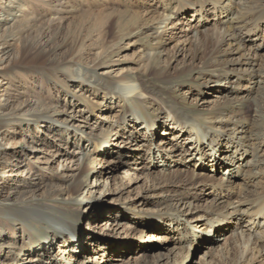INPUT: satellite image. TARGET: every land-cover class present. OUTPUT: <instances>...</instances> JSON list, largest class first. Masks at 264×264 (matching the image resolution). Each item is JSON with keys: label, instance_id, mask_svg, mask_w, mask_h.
<instances>
[{"label": "bare ground", "instance_id": "6f19581e", "mask_svg": "<svg viewBox=\"0 0 264 264\" xmlns=\"http://www.w3.org/2000/svg\"><path fill=\"white\" fill-rule=\"evenodd\" d=\"M247 3L233 7L229 0H171L167 4V14L156 19V26L146 33V43L153 51L149 60L156 61L150 68L151 76L155 82L170 85L168 90L148 85L145 76L136 72L119 78L101 72L108 56H97L91 65L79 62L80 55L68 56L50 66L51 71L65 79L82 81L116 98L119 105L116 102L109 105L111 115L105 128L90 126L82 113L80 122L87 130L70 125L78 117L73 113L65 119H54L47 114L53 106L44 98L42 87L35 92L34 82L13 85L16 93L8 94L0 105V157L8 154L4 145L14 143V128L30 130L34 124H46L43 136L31 135L30 140L22 137L26 149L16 151L14 161L5 163V175L0 179V234L10 230V225L15 227L16 222L23 223V232L43 231V238L34 243L36 246L22 244L15 249V255L24 252L23 256L28 254L30 259L41 262L47 259V264H68L69 258L71 264H101L102 258L114 257L110 253L120 251V255L127 251L129 255H139L142 264H150V253L164 240L155 242V238L145 234L154 222H160L155 232L171 233L175 250L188 251L186 256L180 255L179 264L187 263L194 246L208 248L205 260L210 263L216 242L231 229L230 249L236 246L235 242L245 247L240 264L252 261L264 264V65L259 62L260 58L264 61V7ZM61 7L65 5L61 3ZM9 13L12 19L7 17L0 25L15 21L11 27L17 25L22 54L18 62L13 60L0 74L12 78L13 83L16 78L26 80L30 74L41 73L24 61L28 57L38 59L43 50L50 55V49H43L49 43L42 42L49 28L36 18L24 22L16 12ZM146 21L144 25L149 24ZM87 22L83 20L77 25ZM90 25L100 27L102 36L109 34L101 18ZM33 27L37 28L34 37L39 39L37 43H31ZM211 28L215 29L208 30ZM3 32L8 35L0 42L1 53L9 55L11 31L6 28ZM186 75H192L193 85H185L184 92V85L177 80ZM175 89L182 90L185 102L179 100ZM212 92L219 97L214 98ZM142 95L155 101L150 109L135 111ZM208 96L213 100H208ZM61 124L69 127L67 131ZM169 124L176 129L173 139L166 131L162 134ZM139 127L143 134L136 130ZM110 131L121 135L115 141L128 137L120 144H109L101 135ZM157 133L162 136L161 144L154 147ZM122 144L121 150H117ZM86 146L92 150L88 152ZM18 153H42L46 163L51 164L71 153L72 176L66 177L67 180L61 177L44 180L38 170L26 168L22 160L15 166ZM100 155L107 158L99 161ZM96 161L103 171L95 173L90 185L92 164ZM122 167L136 173L134 181L144 176L151 183L149 190L142 191L146 192L141 199L144 204L155 205V210L145 211L123 202L129 186L118 174ZM12 171L15 183L9 180ZM63 174L67 172L60 176L64 177ZM44 187L43 196L37 197L36 192ZM16 188L20 189L18 194L31 193V196L17 200L12 194ZM209 197L211 205L201 208L197 201ZM81 209H94L89 220L94 219L95 228L90 222L86 228L78 223L85 217ZM126 217H132L137 225L123 223ZM243 224L250 226L247 235L238 231L245 227ZM167 226L169 229L165 230ZM67 230L74 232H70V237L80 238L78 243L69 239ZM50 231L53 233L49 236ZM94 240L103 241V255L100 260L90 262ZM3 242L11 248L17 246L10 239L4 238ZM53 242L62 244L57 252L56 246L51 252ZM175 250L156 255L155 264L164 261L172 264L177 260ZM54 254H58L59 261ZM6 262L20 264L16 256Z\"/></svg>", "mask_w": 264, "mask_h": 264}, {"label": "rangeland", "instance_id": "374dc122", "mask_svg": "<svg viewBox=\"0 0 264 264\" xmlns=\"http://www.w3.org/2000/svg\"><path fill=\"white\" fill-rule=\"evenodd\" d=\"M170 1L171 0H0V23L7 17H9V19H12L13 16H10L9 12H16V14H18L19 16L18 19L20 21L23 20L25 22L31 20V18H36L39 21L44 22L43 27H47L46 29L49 28V33L46 38H43L42 42H48L49 45L43 49H50L49 56H47L46 52L44 53L43 50L40 53L41 55L38 56V59L33 60L28 57L24 61L25 64H29L30 66L34 65L37 70L41 71L40 74H30L26 80H23L22 78H16L14 79L13 83H11L12 78H8L0 74V105L5 102L6 96L8 94L16 93V87L13 86L14 84L17 85L19 84V82H21L25 86L27 85L25 83L34 82V86H36L35 92L38 91L39 87H42L44 98L53 106L47 113L49 116L53 117L54 119H57V117L65 119L68 118L69 114L73 113L72 115H78V117L76 121H72L70 125L77 127L80 126L81 128H84V123L80 122L81 118L79 117L81 115L80 113H82L86 118L89 119L90 126H95L97 124L102 128H105L108 122L107 117L111 115V113L108 112L109 105H115V102L117 106L119 105V102L116 101V98L108 92L106 93L104 90L98 92V90L86 86V84L82 81L75 79H65L64 77L60 76L59 73H55L50 69V66L58 63L64 57L74 56L75 58H78L79 55L81 57L78 61L83 65H91V61H94L97 56H108V61L104 65L101 72H105L113 78H119L122 75L127 74L128 72H136L145 76L146 80L148 81V85L159 89L168 90L170 85L168 86L155 82L153 77L151 76L152 72H150V68L156 64V61L151 62L149 60V57L153 54V51L151 49V46H149L150 44L148 45L146 43V40H148V37H146V33L148 32L149 28L156 26L158 22L156 19L167 14V4H169ZM211 1L214 2L216 0ZM245 2L249 3H247V5H257L261 6L262 8L264 7V0H229V4L233 7L245 5ZM61 3L65 5V7H61ZM134 12H137V16H134ZM85 13L90 14L86 15ZM100 18L103 20V23L107 24V29L109 31V34H104L105 37H103L104 35L102 36L103 33L101 34L100 27L96 26L95 28H91L90 25L91 22H94V20ZM83 20H88L87 24H84L83 26H81L80 24L78 26L77 24L81 23V21ZM145 20H147L146 22H149L148 25H144ZM13 23H15V21H12L9 24L0 25V28L3 31L6 28L11 31L8 38V46L10 50L9 55H3V53H1L3 47L0 46V70H4L5 68L9 67L13 60L18 62L21 59L22 43L19 40V35L17 33V25L11 27ZM212 29L215 28H211L208 30ZM3 31L0 32V42L4 36L8 35ZM36 31L37 28L33 27L31 31L33 32L31 43H37V41H39V39L34 38ZM208 34H212V31H208ZM140 38H143V41H140ZM207 48L209 49V45L206 46V49ZM262 53V56L264 57V52ZM259 62L264 65V61L262 60V58H260ZM191 77L192 75H186L177 80L178 84L184 85L182 87L185 88L183 90L184 92L187 91L185 85H193L190 82ZM175 92L179 100H183L182 102H185V99L181 96L183 93L182 90L175 89ZM212 94H214V98L219 97V95L214 92H212ZM140 100L141 104L140 106H137V108H135V111H144L145 109H150L151 105H153V101H155V99L151 98L149 95H142L140 97ZM190 100L191 99L188 98V102H190ZM208 100H213V97L208 96ZM201 103L202 102H200V104ZM248 113H252V111H248ZM45 125L46 124L42 125L41 123L34 124L30 128V130H28L27 127H23L22 129H18V127L14 128V135L16 133V135L14 136V140H12L14 143L4 145V148L7 150L8 154L6 156L0 157V179L1 176L5 175L3 174L6 170L5 163H11L9 162L10 159H12V162L14 161L12 156L16 155V151L26 149V143L24 140H21L22 137L25 135L26 138L30 140L31 135H37L39 137L43 136V134H45ZM60 126L63 127L66 131L69 128L68 126H65L63 124H61ZM80 127L78 128L81 129ZM174 128L175 127L173 126V124H169L167 125L166 129L162 131V134L164 133V131H166L168 137L173 139V133L176 132V129ZM84 129L87 130V128ZM136 130L140 131L141 134L144 133L142 127H139V129ZM70 131H73V128L70 129ZM132 131L135 132V129ZM116 134V131H110L109 133L102 134L101 136L103 137V139H106L109 144L117 142L120 144L122 140H126V138L128 137V135H125V137L121 140L115 141L116 137H121V135L117 136ZM161 138L162 136L157 133L153 143L154 147L161 144ZM125 143H129V141H126ZM123 145L124 144H122L121 147L117 150L120 151ZM85 149L88 152L92 150L87 146L85 147ZM71 156H73V154L70 153L66 157L60 158L53 164H51L46 163L45 154L27 153V155H25V153H18L15 159L17 160L15 162V166L19 163V160H22L26 168L28 167L32 168L33 170L35 169L36 171L38 170V173L43 175L44 180H50L53 178L52 180L55 181V179L58 180L59 177L65 179L66 177L69 178L72 176L71 172H73L74 170V168L72 167L74 162ZM102 158H107V156L100 155L99 161H102ZM110 159L114 160L115 158ZM99 161H96L94 162V164H92L93 171L89 178L90 185L93 184L97 173L99 172L100 174L103 171L100 170ZM51 167L52 170L50 169ZM137 167L138 166L134 165L135 169H137ZM62 172H67V174H63L64 177H62L60 176L62 175ZM11 174L12 176L9 177V180L10 182L13 181V183H15L16 178L14 172L12 171ZM118 174L120 177H122L124 183L129 186L128 190L123 196V202L127 201L129 202L130 206H137L141 210L145 211H152L156 209L155 205L144 204L141 199L146 192L142 191L149 190L151 188V183L143 179L144 176L139 177V179L137 180L138 182L134 181L136 178L134 174L136 173H133L127 167L120 168ZM54 186H56V188L58 189L57 184H54ZM13 190L14 191L12 192V194L15 195L16 199L18 198L17 200H24L31 196V193H22L21 195L18 194L17 192H20V189L16 188ZM44 190L45 187L44 189L42 188L41 190L36 192L37 197H42ZM191 198L192 196H190L189 200H191ZM197 202L201 205L202 208L207 204L211 205L212 198L209 197V199H203L200 200V202ZM93 211L94 209H92V211L81 209V212L85 214V217H83L81 221H78V223L81 224L82 227L86 228L89 222L90 225L93 226L94 219H92L91 221L89 220V218L93 215L91 214V212ZM148 218L149 216L147 217V219ZM122 222H126V224L129 225H137L135 224L136 222L132 217H126L124 218V220H122ZM101 223L102 222H100L99 224ZM160 224V222H154L150 226V228L146 230L145 235L155 238V242L157 240L158 242L164 240V243L159 242L161 244H157L158 246L150 253V264L157 263L155 259L156 255L160 253L166 254L169 250H175V248L177 247L175 242L171 241V233L161 231L155 232L156 227ZM243 226L245 227L239 229L238 231L241 232L242 230L247 235L246 232L248 231V229H250V226L248 224H243ZM23 227V223L16 222L15 227H12L10 225V230H6V232L0 234V264H7L6 261L11 259L13 256H16V259L20 260V264H24L26 262L28 264L29 262H33V260L35 259H30L28 254L23 256L24 252L18 253L16 255L14 253L15 249L17 250L20 245L24 244L25 246L29 247L31 245H34L35 242L37 243L38 239L40 240L41 238H43L42 230H28L30 232L26 233V231L23 232ZM93 227L95 228V225ZM96 228L99 230L98 226ZM181 228L182 226L179 227L180 231ZM236 228H238V226ZM140 229L141 228H139L138 230ZM168 229L169 227L167 226L165 230ZM70 232L73 231H66L69 239L73 240L74 243H78L80 238H73V236L70 237ZM52 233L53 232L50 231V233L47 234L50 236ZM57 235L59 236V234ZM231 236L232 229L230 233H225L220 237V240L216 242L214 246V256L213 258H211L210 263H207V261L205 260V254L208 251V248H196L194 246V250H192V252L190 253L189 260L186 264H240L241 254L245 247L243 245L240 246L239 242H235L236 246L230 249L229 240ZM4 238H6V240L10 239L15 244H17L16 248H11L5 245L3 242ZM59 238H61V236H59ZM100 239L106 241L105 238ZM103 241H93L94 244L91 245L92 252L89 255L90 262L95 259H101L103 255ZM53 243L54 246L51 245V252L53 251V248L55 246L56 247L54 252H57L62 244L57 245V243ZM233 246L234 245H232V247ZM252 248H254V246ZM27 250L28 249H25V251ZM175 251L177 252V260H174L172 264H179L181 263V258L183 257L182 255L186 256L188 251ZM119 252L110 253V256L114 257L102 258L101 264H111V262L112 264H142V261L140 260L141 258H138L139 255H129L127 251L119 255ZM256 252L257 250L255 249L253 255H255ZM54 256L57 261L60 260L58 254H54ZM31 257H33V255H31ZM26 259L27 261H25ZM71 262L73 261H71V258H69L68 264H71ZM243 262L244 261H242V263ZM30 264H47V259L42 262L34 260V263ZM160 264L169 263L167 261H164ZM243 264H247V262ZM249 264L258 263L252 261V263Z\"/></svg>", "mask_w": 264, "mask_h": 264}]
</instances>
